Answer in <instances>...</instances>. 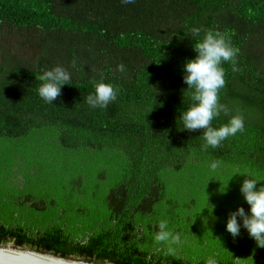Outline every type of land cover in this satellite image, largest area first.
I'll return each instance as SVG.
<instances>
[{"label":"trees","instance_id":"obj_1","mask_svg":"<svg viewBox=\"0 0 264 264\" xmlns=\"http://www.w3.org/2000/svg\"><path fill=\"white\" fill-rule=\"evenodd\" d=\"M207 29L240 49L220 102L245 128L202 151V130L179 117L193 103L183 65ZM0 38V245L101 264H264L246 229L226 231L249 210L243 175L264 183V0H0ZM56 65L71 81L50 104L38 88ZM101 77L119 91L93 109ZM161 219L181 234L174 254L154 242Z\"/></svg>","mask_w":264,"mask_h":264},{"label":"clouds","instance_id":"obj_2","mask_svg":"<svg viewBox=\"0 0 264 264\" xmlns=\"http://www.w3.org/2000/svg\"><path fill=\"white\" fill-rule=\"evenodd\" d=\"M121 2L131 4L135 0H121ZM200 33L199 28L192 29L194 38L200 37ZM193 50L196 53L195 58L186 61L183 65L185 73L183 82L187 85V89L191 90L190 96L193 103L180 114L179 118L182 121L183 130L189 132L202 130L205 143L201 150L207 151L209 147H220L223 141L237 133H242L245 128L243 114L239 110L235 114H230L227 106L220 102V91L226 85L223 64L230 63L233 66L232 71H239L236 63L240 49L234 47L225 34L207 29L202 38L196 39ZM117 71L125 73V65L119 64ZM40 80L42 83L38 88L39 97L46 103L53 104V101L60 97L62 86L70 84L71 73L65 67L56 65L51 69H45ZM118 91L116 86L105 83L101 77L100 81L94 82V92L86 97V103L93 109H106L110 103L116 101ZM221 114L230 116L228 122L219 127H213V120ZM222 165V160L213 159L209 168L211 171H216ZM243 176L246 178L239 191L249 205V210L246 213L243 207H238L236 211L230 212L226 231L235 238L240 235V229L243 227L247 230L249 237L255 241L256 247L264 248V183L250 174ZM212 207L214 206L210 207L211 211ZM156 227L154 242L157 245L166 246L167 251L174 254L175 249L172 245L182 242L181 234L169 227L167 219L159 220ZM205 264H218V261L214 256H210Z\"/></svg>","mask_w":264,"mask_h":264},{"label":"water","instance_id":"obj_3","mask_svg":"<svg viewBox=\"0 0 264 264\" xmlns=\"http://www.w3.org/2000/svg\"><path fill=\"white\" fill-rule=\"evenodd\" d=\"M0 264H101L79 257H62L59 254L37 251L13 243L0 245ZM110 264V263H104Z\"/></svg>","mask_w":264,"mask_h":264},{"label":"rangeland","instance_id":"obj_4","mask_svg":"<svg viewBox=\"0 0 264 264\" xmlns=\"http://www.w3.org/2000/svg\"><path fill=\"white\" fill-rule=\"evenodd\" d=\"M11 37H13V36L11 35ZM0 40H1V38H0ZM21 57H22L23 59H26V60L30 59L29 54H23ZM0 58H1V47H0Z\"/></svg>","mask_w":264,"mask_h":264}]
</instances>
